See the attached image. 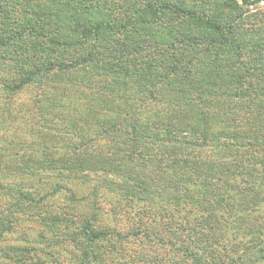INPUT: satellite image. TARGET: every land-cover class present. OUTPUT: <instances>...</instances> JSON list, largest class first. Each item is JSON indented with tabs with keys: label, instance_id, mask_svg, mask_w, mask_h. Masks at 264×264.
<instances>
[{
	"label": "trees",
	"instance_id": "trees-1",
	"mask_svg": "<svg viewBox=\"0 0 264 264\" xmlns=\"http://www.w3.org/2000/svg\"><path fill=\"white\" fill-rule=\"evenodd\" d=\"M262 2L0 0V90L35 85V111L50 116L17 170L93 179L92 193H119L144 218L122 233L95 211L44 208L59 191L77 199L64 184L38 199L10 188L39 207L42 247L7 246L2 257L60 264L55 248L74 264H111L137 238L153 255L124 264H264ZM16 210L0 208V235Z\"/></svg>",
	"mask_w": 264,
	"mask_h": 264
},
{
	"label": "rangeland",
	"instance_id": "rangeland-1",
	"mask_svg": "<svg viewBox=\"0 0 264 264\" xmlns=\"http://www.w3.org/2000/svg\"><path fill=\"white\" fill-rule=\"evenodd\" d=\"M264 5V2L261 3ZM250 5L249 8H252ZM38 90L36 86H29L15 94L6 96L0 90V184L3 186L0 189V208L8 213L12 206L16 212L14 220V228L2 232L0 235V261L18 264L2 257L3 250L9 251V247L18 246L25 247L32 250L33 248L38 252L37 248L42 245L35 240V236L42 230L41 225L35 219V211H38L39 207L28 203L15 202L14 196H9L8 191L10 188L23 190L25 193H30V196L38 197L47 191L55 188L57 183L64 184L72 190L76 196L75 201L68 199V196L59 191L53 195L47 197L45 200L44 208L49 204L54 210H61L63 204H71L73 206V213L80 217L89 216L93 211L98 213L99 225L108 229H116L122 233H126L130 228L139 224L143 218V214L140 212L141 204L129 207L126 200L114 191H110L106 188H99L96 190L97 195L92 193L93 186L96 184L95 180L81 181L76 178L58 177L56 174L45 172L41 170L34 175L25 171H18V161L24 160L20 155L22 152L31 153L32 148L40 139H43L45 134L42 130L44 124H47L45 118L50 120V116L44 112H37L33 106L34 98ZM83 90H77L74 93L72 99L75 101L83 95ZM4 97L7 100H4ZM84 100V99H83ZM86 103V101L84 100ZM65 111V110H64ZM43 114V115H42ZM39 116V118H38ZM46 116V117H45ZM58 122V121H56ZM35 141V142H34ZM64 143L61 141L59 144ZM41 149V147H40ZM91 150V148H90ZM27 163V161H26ZM50 173V174H49ZM46 182L45 185L39 183ZM30 205V206H29ZM46 206V207H45ZM33 214V216H32ZM14 217V216H12ZM7 220L6 218H3ZM146 222V220H142ZM22 233H26L29 237V242L20 239ZM125 243L124 252L121 254L119 251L113 253L114 256L110 257L111 264H124L133 255H137L138 252H143L149 257H152L153 251L149 243L141 242L137 238H130ZM35 246V247H34ZM37 246V247H36ZM44 247V246H43ZM55 251L54 257L59 260L60 264H74L72 257L66 252L58 249ZM18 256L20 254L15 252ZM37 254V253H36ZM172 261L175 257L173 252H164L161 255ZM36 258V255H33ZM33 259V260H34ZM175 261V260H173ZM51 263V262H50ZM173 263V262H172ZM189 264V263H188Z\"/></svg>",
	"mask_w": 264,
	"mask_h": 264
}]
</instances>
